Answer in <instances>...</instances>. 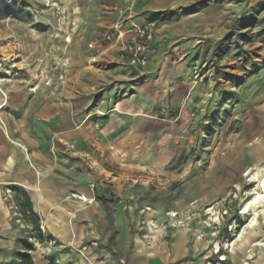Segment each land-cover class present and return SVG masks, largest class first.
<instances>
[{
    "label": "rangeland",
    "instance_id": "rangeland-1",
    "mask_svg": "<svg viewBox=\"0 0 264 264\" xmlns=\"http://www.w3.org/2000/svg\"><path fill=\"white\" fill-rule=\"evenodd\" d=\"M122 1L0 0V126L4 116L17 118L12 105L30 101L39 108L53 98L64 99L72 84L65 78L74 73L82 79L79 98L87 110L98 107L106 112L107 106L123 99L133 108L139 98L145 100L146 121L124 120L118 132L131 138L123 153L128 175L124 185H129L125 200L137 206L129 219L130 236L147 234L145 223H137L135 217L140 207H150L146 211L154 214L156 228L167 235L170 228L194 230L203 264H213L208 260L214 255L217 263L225 259L229 264H249L264 249V202L243 211L264 178V0H210L190 12L184 9L200 0H187L162 10L175 12L173 17L142 12L143 21H134L152 25L155 34L160 22L211 8L193 18L201 37L195 46L181 40L185 46L176 48L180 42L165 37L149 47L150 63L143 68L111 61L115 55L106 49L113 48L105 35ZM241 16L256 18L254 26L240 31L246 32V42L234 29ZM203 18L211 24L202 25ZM228 34L230 39L219 46L228 52L217 57V42ZM260 144L263 148L256 149ZM255 150L252 166L249 156ZM114 165L109 171L121 173ZM10 186L5 185L0 195L12 240L7 234H0V239L12 247L8 252L0 248V264H13L14 252L23 249L31 230L29 218L16 206L17 192L24 189ZM98 193L100 198L116 195ZM170 211L178 213L174 224ZM40 226L44 232L41 222ZM224 226L231 240L222 238ZM27 241L34 248L38 244L31 237ZM111 253L119 259L116 251Z\"/></svg>",
    "mask_w": 264,
    "mask_h": 264
},
{
    "label": "crops",
    "instance_id": "crops-1",
    "mask_svg": "<svg viewBox=\"0 0 264 264\" xmlns=\"http://www.w3.org/2000/svg\"><path fill=\"white\" fill-rule=\"evenodd\" d=\"M186 1H136L134 20L143 21L139 20L143 19L140 14L146 10L172 9ZM210 9L158 23L150 47L165 37L173 42L189 40L190 46H195L201 37L193 18L205 15ZM203 20L202 25L211 24V20ZM182 46L185 42L178 43L176 48ZM106 49L115 55L110 60L121 64L116 48ZM150 52L151 48L148 64ZM65 81L72 84L64 99L53 98L39 108L30 101L24 106L12 105L14 112H18L17 118L4 116L0 126V194L7 184L22 187L44 230L53 238L35 246L31 252L34 264H47L45 255H54L58 264H118V261L121 264H203L199 257V236L194 238V230L170 228L167 235L161 227L150 228L148 223L155 216L146 208H139L135 220L145 223L147 234L142 235L144 238L129 234L131 211L137 206L125 200L129 185H124L128 175L124 172L123 153L131 138L118 132L123 129L124 120L146 121L145 100L139 98L133 108L128 99H123L107 106L106 112L97 110L98 107L87 110L85 100L79 98L82 95L79 90H83L80 75L74 73ZM260 145L256 149L263 148ZM256 152L249 156L252 166ZM114 164L119 165L121 173L115 175L109 171ZM90 183L98 185L95 192H116V195L105 194L98 199L99 193L95 195L88 187ZM79 197L93 200L85 202ZM3 204L0 195V234H7V240L11 241L8 211ZM2 239L0 248L8 252L11 243H3ZM108 242L113 243L111 250L116 251L118 260L112 256ZM249 264H264V249L257 251Z\"/></svg>",
    "mask_w": 264,
    "mask_h": 264
},
{
    "label": "built area",
    "instance_id": "built-area-1",
    "mask_svg": "<svg viewBox=\"0 0 264 264\" xmlns=\"http://www.w3.org/2000/svg\"><path fill=\"white\" fill-rule=\"evenodd\" d=\"M137 0H123L119 8L116 9V20L112 23L111 29L106 33L105 39L116 48L117 58L126 66L132 68H143L147 66L149 57V47L153 39L152 25L143 26L134 21L135 2ZM91 190L95 188L94 183H90ZM83 200L81 197H79ZM93 199L84 200L91 202ZM149 210V207H146ZM172 219L171 224L176 223L175 211L167 213ZM150 228L157 226L153 219L149 221Z\"/></svg>",
    "mask_w": 264,
    "mask_h": 264
},
{
    "label": "trees",
    "instance_id": "trees-1",
    "mask_svg": "<svg viewBox=\"0 0 264 264\" xmlns=\"http://www.w3.org/2000/svg\"><path fill=\"white\" fill-rule=\"evenodd\" d=\"M208 1L210 0H200L198 2L193 3L191 6H189L188 8H185L184 11H192L194 9H196L197 7L206 4ZM219 1V0H217ZM175 12L172 11H161V12H157L154 14V16H160V17H173L175 16ZM256 18H254L253 16H249V17H245V16H241L239 17L235 22H234V29H236L237 32V38H240L241 41H248V36L246 34V32H240L242 31L244 28L245 29H249L251 26H254V20ZM264 32V30H263ZM261 34V30L259 32H256V36ZM230 39V34L226 35L223 39H221L220 41L217 42L216 45V49H218L219 51L216 52V56L220 57L225 55L228 51H226L227 49L220 51L221 49L219 48L220 44L223 45L224 42L228 41ZM244 51V50H241ZM241 54H245V51L242 52ZM242 59H245V57L243 56ZM218 69V67H217ZM11 188H17V185H13L10 186ZM96 195V194H95ZM97 196V195H96ZM95 196V197H96ZM101 199V198H98ZM16 206L19 208V212H21L24 217H28L29 218V223L31 225V230H30V234L28 236H25L23 243V249L21 251H15L14 252V259L12 261L13 264H34L32 256H31V251L34 250V246L33 244L29 243L27 241V239L29 237L35 239L36 241L40 242V243H44V242H48V241H52L53 238L47 233V232H43V230L41 229L40 226V218L38 217V215L33 211L32 209V204L31 201L27 195V193L25 191H18L17 192V197H16ZM240 222H238L239 225ZM223 230V235L222 238L227 239V240H231V232L229 230H227V227L224 226L222 228ZM27 238V239H26ZM219 252V251H218ZM217 255L212 256V258H210L208 261H211L213 264L217 263V259H216ZM45 260L47 261V264H58L56 257L54 255H46L45 256ZM181 260V261H185ZM217 264H229L227 263V260L223 259L220 262H218Z\"/></svg>",
    "mask_w": 264,
    "mask_h": 264
},
{
    "label": "bare ground",
    "instance_id": "bare-ground-1",
    "mask_svg": "<svg viewBox=\"0 0 264 264\" xmlns=\"http://www.w3.org/2000/svg\"><path fill=\"white\" fill-rule=\"evenodd\" d=\"M258 186L260 188V191H254L253 192V197L243 207L244 212H246L248 208L255 207V206L259 205L261 202H264V178L260 179ZM82 198H84V197H82ZM83 200H85V198ZM254 223L255 222L252 221L251 225H253ZM221 259H223V256L221 257Z\"/></svg>",
    "mask_w": 264,
    "mask_h": 264
}]
</instances>
